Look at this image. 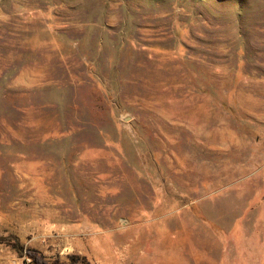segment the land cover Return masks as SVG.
<instances>
[{
  "label": "rangeland",
  "instance_id": "obj_1",
  "mask_svg": "<svg viewBox=\"0 0 264 264\" xmlns=\"http://www.w3.org/2000/svg\"><path fill=\"white\" fill-rule=\"evenodd\" d=\"M124 232L264 264V0H0V237L126 264Z\"/></svg>",
  "mask_w": 264,
  "mask_h": 264
},
{
  "label": "crops",
  "instance_id": "obj_2",
  "mask_svg": "<svg viewBox=\"0 0 264 264\" xmlns=\"http://www.w3.org/2000/svg\"><path fill=\"white\" fill-rule=\"evenodd\" d=\"M142 226V225H138ZM157 226V225H155ZM160 230H163L162 225H160ZM156 229H158L156 227ZM62 230V229H61ZM128 233L124 232V236H126ZM160 236H162V233H159ZM66 236H68L67 233H65ZM64 235V236H65ZM111 236V233L109 234ZM98 239H102V236L98 237ZM125 239V246H124V259L126 260V264H161V261L159 260L160 257L158 255L159 248L157 245H147L145 238L142 237V235H136L133 239L131 234H128ZM148 246V247H147ZM99 247V254L103 252L102 249ZM147 251V252H146ZM110 251L109 253H111ZM146 252V253H145ZM96 259V257L94 258ZM191 260L194 261L195 264H206L205 262L202 263L197 258H191ZM100 261V260H99ZM96 263H98L97 260H95ZM166 264H192L190 263V258H188L185 255H180L179 257H169V259L165 260Z\"/></svg>",
  "mask_w": 264,
  "mask_h": 264
},
{
  "label": "trees",
  "instance_id": "obj_3",
  "mask_svg": "<svg viewBox=\"0 0 264 264\" xmlns=\"http://www.w3.org/2000/svg\"><path fill=\"white\" fill-rule=\"evenodd\" d=\"M0 245L10 247L17 256L23 257L27 256L33 264H67L65 262H60L59 260H54L52 262H46L42 260L40 255H37L34 250L24 248L14 236L0 237ZM84 256H79L77 254H71L67 256L69 264H83L86 262Z\"/></svg>",
  "mask_w": 264,
  "mask_h": 264
}]
</instances>
